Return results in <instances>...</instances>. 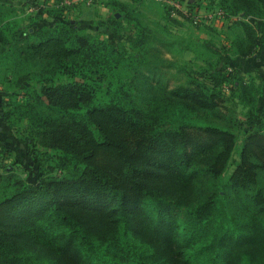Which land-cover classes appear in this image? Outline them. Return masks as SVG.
<instances>
[{"label":"trees","instance_id":"obj_1","mask_svg":"<svg viewBox=\"0 0 264 264\" xmlns=\"http://www.w3.org/2000/svg\"><path fill=\"white\" fill-rule=\"evenodd\" d=\"M35 1L23 16L0 4L3 117L28 142L18 166L1 150L0 264H264L260 90L226 60L259 44L246 16H264V0L186 1L192 13L221 8L219 32L175 8L210 38L146 21L122 0H108L95 31L68 5ZM155 44L193 52L198 68L145 91ZM228 100L255 120L228 117Z\"/></svg>","mask_w":264,"mask_h":264},{"label":"crops","instance_id":"obj_2","mask_svg":"<svg viewBox=\"0 0 264 264\" xmlns=\"http://www.w3.org/2000/svg\"><path fill=\"white\" fill-rule=\"evenodd\" d=\"M28 1L30 0H0V4L17 3V5L19 6L23 4L26 6V11L28 13L34 12L35 7L31 9L32 4L34 3H29ZM72 1H74L73 3L76 2V0H72ZM80 1L81 0L77 2L79 3ZM86 1L87 0H85V2ZM122 1L128 2L136 7L141 6L139 0H122ZM35 2H38L40 5H42L43 2H45L46 4L55 7L64 4L63 0H36ZM78 3H76L74 8L72 7V4L68 5L71 11L68 9L69 11H67L68 12L67 15H70L69 17L73 18L71 14L73 15L74 13L78 12L79 17H77V19L85 20L81 25L86 26L88 29L90 28L89 30L91 31H95L99 27L95 21L105 20L109 17V15H111V9L108 4V0H92L90 4L97 6V8L95 9L94 14L88 16V18L87 17L81 18L80 17L81 13H79V9H78L80 5L81 7L83 6L87 7V4H85L84 2L82 4L81 3L78 4ZM23 14H21V16H23ZM16 15H17L16 13H12L8 17L5 16L6 17L5 20H7V18H13ZM246 17L249 18L256 25L258 36L260 37V42L258 45L255 46L252 53L244 56L237 55L234 57H228L226 58V60H232L235 67L238 69V72L241 75L242 79H244L245 83H253L259 88L260 93L257 96V112L260 114L261 113L264 114V16L263 15L255 16L251 14V15H247ZM48 20L52 21V18L49 17ZM24 22L27 23V21ZM224 24L225 23L221 21L215 22V26L218 29V32L224 28ZM32 25L38 26V24L36 23H33ZM194 32L196 33V35H198L201 38H210V34L204 30L196 29V31ZM221 43L225 44L226 46L230 45V43L227 42L223 37H221ZM0 48H1V44H0ZM1 49H3V47ZM2 88L3 86L0 85V138L4 146L7 149H9V154L4 159L3 163L6 164L14 163L18 166L22 164L23 151H25L23 147V139L9 126V124L5 121L3 117V112L6 108L1 104V98H3L4 96V94L2 93ZM4 174H5L4 168L0 167V179L3 177Z\"/></svg>","mask_w":264,"mask_h":264},{"label":"rangeland","instance_id":"obj_3","mask_svg":"<svg viewBox=\"0 0 264 264\" xmlns=\"http://www.w3.org/2000/svg\"><path fill=\"white\" fill-rule=\"evenodd\" d=\"M32 1V0H30ZM30 1H28L29 3H31ZM76 0L75 3H73L74 1H71L70 3H65L66 5H71L74 8V6L76 5V3H78ZM92 0H87L85 2V0H81L78 4H82L83 2L85 4H87V7H78L79 9V13H81V18H88V16L94 14L95 9L97 8V6H94L93 4H90ZM166 4L168 6H165L162 4V2L160 1H151V0H144L141 3V7H143L146 11V16L144 17L146 21H149L151 23H166V21H168V25L169 28L178 33V34H184V33H194L196 35V33L194 31H196V28L194 27V24H192L190 21H187L186 19H183L182 16H180L178 13H175V8L177 9V6L167 0ZM206 0H202L203 4L205 3ZM15 8H16V13H21V14H29L26 11V6L25 5H17V3H11ZM77 4V5H78ZM34 6V5H32ZM79 6V5H78ZM173 7V14H175L177 16V18L179 19V22L174 21V22H169V20H167L165 18L167 12L169 11L167 7ZM76 9V10H78ZM71 11V9H69ZM26 11V13H25ZM177 12V11H176ZM78 12L74 13L73 15L71 14V16L73 18L79 17ZM70 16V15H67ZM85 20H79L80 24H83ZM90 29V28H89ZM155 48L153 49L152 53L153 55L150 57L149 61H146V65L144 67V69L146 68L147 71L149 69V74L151 76V80L149 81V83L145 82L144 84L141 85L142 89H144L147 92L153 91V89H156L158 91V89H160L161 87H173L179 83H183L186 80V74L184 71V66L185 65H192L194 68H198L195 67V62L192 60L193 58V52L191 51H187L184 52L182 54H178L176 56L172 55L170 52H168L166 50L165 47H162L158 44L154 45ZM197 66V65H196ZM152 70H155L154 73ZM161 86V87H160ZM4 88V87H3ZM161 90V89H160ZM220 109L230 118H237V119H241V120H246L247 123V118H249L250 121H254L255 117H247L246 115V109L241 107V106H237L236 103H233V101L228 100L225 101L224 103H222L220 106ZM25 124V120L23 119V127ZM245 126V125H244ZM246 128V126L243 128ZM27 146H28V142L26 141V139L23 138V147L25 149V151L27 150ZM25 151H23V158L25 156ZM239 157L236 153L232 154V158L230 161V164L228 166V168L225 171V175L229 174L235 167V163L238 161ZM25 159H23L24 162ZM23 175L27 174L26 171L22 172Z\"/></svg>","mask_w":264,"mask_h":264},{"label":"built area","instance_id":"obj_4","mask_svg":"<svg viewBox=\"0 0 264 264\" xmlns=\"http://www.w3.org/2000/svg\"><path fill=\"white\" fill-rule=\"evenodd\" d=\"M65 3H70L72 0H63ZM169 2L172 1L177 8H179L181 11L184 12L185 15L190 16L194 22H199L201 20H212L215 22H224V11L221 8H213L210 10H205L203 8L196 7L193 11L195 13H192L186 4L187 0H167ZM70 5V4H69ZM35 6H32L31 9H33ZM205 18V19H204ZM4 147V144L0 138V158H1V150Z\"/></svg>","mask_w":264,"mask_h":264}]
</instances>
